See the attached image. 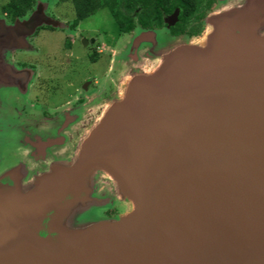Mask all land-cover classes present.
<instances>
[{
    "label": "water",
    "instance_id": "water-1",
    "mask_svg": "<svg viewBox=\"0 0 264 264\" xmlns=\"http://www.w3.org/2000/svg\"><path fill=\"white\" fill-rule=\"evenodd\" d=\"M216 1L199 36L137 25L123 40L117 85L75 161L55 153L72 133L19 116L51 133L26 131L4 161L0 264H264V0ZM36 20L14 27L53 25ZM36 158L48 164L31 173ZM119 202L129 212L74 217Z\"/></svg>",
    "mask_w": 264,
    "mask_h": 264
},
{
    "label": "flooded vegetation",
    "instance_id": "flooded-vegetation-1",
    "mask_svg": "<svg viewBox=\"0 0 264 264\" xmlns=\"http://www.w3.org/2000/svg\"><path fill=\"white\" fill-rule=\"evenodd\" d=\"M6 3L7 0H0V82L12 81L19 86V80H21L23 86L27 85L30 90L38 88L44 97L33 95L25 97L24 101H21L19 97L21 101L19 115L23 113L28 117L41 116L46 121L44 124H48L54 129L58 128V134L63 131V135L68 139L71 134L69 130L76 128L75 124L81 122V118L89 111V108L100 105L104 97L111 95L114 91L119 77V51L123 40L133 30L127 34H120L117 26L113 32L99 27L86 28L83 26L84 22L94 14L84 20H79L75 14L73 18L63 17L56 10L49 8L42 10L43 12L41 10L37 12L33 8L25 16L19 17V14L8 13L4 10ZM58 3L61 2L57 1L56 4ZM215 4L216 0H203L201 7L204 11L201 19L189 22L184 31L174 30L172 32L177 18L174 25L164 22L163 26L157 29L167 28L171 36H199L204 30L203 18L212 11ZM33 13L37 15L36 21L50 18L63 23L58 27L42 23L33 28H27L24 33L15 29L14 26L19 20L26 19ZM41 14H44L45 18L40 17ZM107 15L116 25L108 12ZM56 30L61 31L63 35L62 43L57 45V49L43 55L36 40L43 31L51 34ZM76 45H82L86 49L83 55L74 54L73 47ZM24 55H31L32 58H24ZM43 56L45 57L42 61ZM80 59L85 62L81 64L82 67L78 66ZM12 66L20 67L23 70L31 69L32 72L25 74V71L22 70L19 73V71L13 70ZM66 69L70 71V77L66 78L64 85L69 90L63 94L59 93L61 84L57 83V78L65 75ZM46 89H50L55 94L47 93ZM14 98L18 100L16 95ZM7 186H10L9 183ZM42 236L53 240L54 234L45 231Z\"/></svg>",
    "mask_w": 264,
    "mask_h": 264
},
{
    "label": "rangeland",
    "instance_id": "rangeland-1",
    "mask_svg": "<svg viewBox=\"0 0 264 264\" xmlns=\"http://www.w3.org/2000/svg\"><path fill=\"white\" fill-rule=\"evenodd\" d=\"M57 1L56 0H38L35 5L33 6V8L35 9V6L37 5V7H40L41 11L43 10H47L48 8L51 10H56L57 12H59V14L63 15V17H68V18H73L74 17V11H73V7L70 3L68 2H61L56 4ZM54 5V6H53ZM57 5V6H55ZM218 6V3L216 1L215 7L213 9H216ZM212 9V10H213ZM42 11V12H43ZM38 12V11H37ZM36 12V13H37ZM41 17H44V14H41ZM50 19V18H49ZM38 23H41V19H38ZM44 21V20H43ZM50 21H52L54 27H58L59 25H62L59 21H55L50 19ZM84 27L86 28H94V27H99L100 29L103 30H107L110 32H113L116 28V25H114V23L108 18L107 15V11L104 9H101L99 11H97L93 16L89 17V20L84 22L83 24ZM204 29V27H203ZM43 31V33L40 34V36L38 37L37 44L40 47L41 52L44 54H47V52H51L54 49H57V45L61 44L63 41V35L61 33V31L56 30L55 32L51 33ZM202 34V33H201ZM200 34V35H201ZM88 35V34H86ZM126 37V36H124ZM127 38V37H126ZM120 45H122V42H120ZM86 49L81 45H76L73 47V52L74 54H81L83 55L84 51ZM22 56V55H21ZM31 55H24V58H29ZM45 56H43L41 58V60L43 61V58ZM32 58V57H30ZM82 63L83 62L81 59L78 62V66L82 67ZM2 65V64H1ZM78 67V68H79ZM13 70H16L20 72H22L23 69H21L20 67L17 68L15 66L11 67ZM23 71H25V74H30L32 72L31 69H24ZM69 70L66 69V71L64 72L65 75H62L61 78H57V83L61 84L60 89H59V93H63L66 94L67 90H69L67 87L65 88V81L66 78H68V76L70 77L69 74ZM59 74V73H58ZM60 76V75H58ZM48 78V77H47ZM46 78V79H47ZM9 80V79H7ZM23 82L21 80H19V86L15 85L14 83H12V81H7V82H0V172H3V170L5 169L4 166V161H8L7 162V167H12V161L11 158L8 156L9 153H12V151H14L18 146H19V141H22V137L24 136L26 131H30V132H35L36 134H40L42 137L43 136H47L49 133H51L50 129H43V130H32L29 128L28 125L24 124L23 122L20 121L19 116H21L20 118H22L24 121L26 122H31L35 125H39V128H44L46 127L44 125V122H46L41 116L39 117H28L26 114H21L19 115V109H20V102L23 100L25 97H29V96H33V95H40L41 97H44L43 94H41L38 91V88H33V89H29L27 85L23 86ZM48 92L47 93H51V94H55V92H52L50 89H46ZM18 98L15 99L14 97ZM20 97V100H19ZM109 96L104 97L103 101H105L106 99H109ZM102 101V102H103ZM98 106L95 107H90L89 111L87 112V114L83 113L86 118H83V122H81L80 125H76V128H72L73 130H71L72 133L71 135V139L69 140L68 144L66 145L65 148H56L55 149V153L57 155V157H61V158H65V159H70L72 161H75V159L77 158V154L78 152L77 150V146L79 143V139L78 137H80L83 133V129L85 128H89L90 126L94 125V120H96V117L99 116V112H97L98 110ZM40 122L39 124L36 122ZM83 137V136H82ZM81 137V138H82ZM51 160V159H50ZM46 160H42L39 161L38 159H34L33 161V168L31 170V173H35V172H41L43 171V169L47 166L48 161ZM56 167H62L63 165L59 162H56L54 164ZM23 170L18 169V172L16 174V176L19 178V176H23ZM8 177H10V175L4 177V180L6 182H8ZM3 180V181H4ZM4 181V182H5ZM10 183V182H8ZM101 182H98L97 185H100ZM12 186L13 181L11 180L10 183ZM98 187V186H97ZM96 192H100V190L97 188ZM105 192V191H104ZM105 205H109V203L105 204ZM92 207L93 209H89L88 207H86L85 205H82L79 209L76 210V212L74 214V217H80L81 218V223H88V222H94V221H98L101 219L102 217H114V216H118L121 214H125L127 212H129L130 210V204L128 202H119V203H115L114 207L111 209H107V211H102L101 210V206H99L98 204H93L92 203ZM106 215V216H105ZM56 236L54 234L53 240H55Z\"/></svg>",
    "mask_w": 264,
    "mask_h": 264
},
{
    "label": "trees",
    "instance_id": "trees-1",
    "mask_svg": "<svg viewBox=\"0 0 264 264\" xmlns=\"http://www.w3.org/2000/svg\"><path fill=\"white\" fill-rule=\"evenodd\" d=\"M38 0H7L4 10L25 16ZM72 5L77 19L84 20L104 9L115 21L120 34L130 33L137 25L143 29H157L164 19L178 9L177 23L172 32L184 31L189 22L202 17L203 0H57ZM19 12V13H18Z\"/></svg>",
    "mask_w": 264,
    "mask_h": 264
}]
</instances>
